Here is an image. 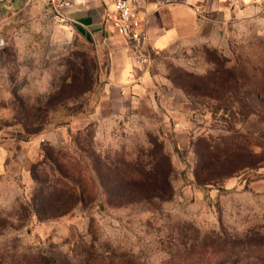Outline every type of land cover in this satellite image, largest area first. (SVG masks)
Listing matches in <instances>:
<instances>
[{
    "label": "rangeland",
    "instance_id": "obj_1",
    "mask_svg": "<svg viewBox=\"0 0 264 264\" xmlns=\"http://www.w3.org/2000/svg\"><path fill=\"white\" fill-rule=\"evenodd\" d=\"M217 1L144 68L113 24L90 35L55 0H0V264H264L247 258L264 234V104L186 91L225 66L241 92L264 87V5ZM124 69L139 78L119 85ZM208 159L219 175L248 168L200 185Z\"/></svg>",
    "mask_w": 264,
    "mask_h": 264
},
{
    "label": "crops",
    "instance_id": "obj_2",
    "mask_svg": "<svg viewBox=\"0 0 264 264\" xmlns=\"http://www.w3.org/2000/svg\"><path fill=\"white\" fill-rule=\"evenodd\" d=\"M71 6L64 10L66 19L78 25L90 35L100 36L114 24L113 7L106 0H70ZM243 13L260 11L264 0H230ZM217 0H148L144 11L151 16L150 47L164 49L181 39L195 35L199 17L204 11L216 7ZM139 78L138 72L124 69L117 78L119 85H126L128 76ZM123 83V84H122ZM131 89L133 85H130ZM127 89V88H126Z\"/></svg>",
    "mask_w": 264,
    "mask_h": 264
},
{
    "label": "trees",
    "instance_id": "obj_3",
    "mask_svg": "<svg viewBox=\"0 0 264 264\" xmlns=\"http://www.w3.org/2000/svg\"><path fill=\"white\" fill-rule=\"evenodd\" d=\"M189 80L190 82L194 85V88H189L187 86L186 91L190 94H197L201 95L202 97H206L210 100L213 101H219L220 103L229 104L231 101H239L238 95L241 93L242 94V100H245L248 102L250 99L252 101H258L260 102L259 104H264V87L262 88L261 86L255 88L254 90H247L241 92V89H243L242 86H240V79L237 77L235 73L234 68H228L224 67L222 69L216 70L214 72H209L208 74L204 76H195V75H189ZM199 84L202 85L204 88L199 91L198 93L193 91L195 89H199ZM242 84V83H241ZM261 87V88H260ZM192 89V90H191ZM253 96V97H251ZM229 106H226V108ZM248 110L250 108H247ZM253 113V112H252ZM156 150H157V155L159 159L163 160L165 162L163 165H157L155 167L156 169V193L157 197H161L163 199L166 193L170 192L171 185H170V175L172 173V166L170 159L168 155L165 152V149L162 144H155ZM237 150V149H235ZM205 151L209 154L212 155V152L215 151V147L209 145L206 147ZM209 159L203 162L196 170L195 173V179L198 184L200 185H206V184H211L212 182L216 181H221L223 179L230 178L237 174L240 170L243 168H248L247 166H243L239 170H233L231 172H228L223 175H219L222 173H219L216 169L211 170V165H209ZM249 166V165H248ZM241 172V171H240ZM135 173H137L138 176H142L138 171H132L129 172V182H134L137 179L134 178ZM147 179L143 176L142 182ZM116 184H114L115 186ZM71 209V208H70ZM68 212V208L64 210L62 214H65ZM253 235L249 238L248 246L249 252L247 253V258H252L256 257L257 259H262L264 257V234H261L260 232H253ZM236 253H238L236 251ZM257 255V256H256ZM228 257V256H227ZM264 259V258H263ZM228 258L224 259V262H228ZM236 260L235 262H237Z\"/></svg>",
    "mask_w": 264,
    "mask_h": 264
},
{
    "label": "built area",
    "instance_id": "obj_4",
    "mask_svg": "<svg viewBox=\"0 0 264 264\" xmlns=\"http://www.w3.org/2000/svg\"><path fill=\"white\" fill-rule=\"evenodd\" d=\"M12 4L15 0H3ZM113 7L114 30L129 46L134 60L140 67L150 68L152 64L150 41L151 16L144 11L148 0H106ZM54 5L59 15L71 6L70 0H55Z\"/></svg>",
    "mask_w": 264,
    "mask_h": 264
},
{
    "label": "water",
    "instance_id": "obj_5",
    "mask_svg": "<svg viewBox=\"0 0 264 264\" xmlns=\"http://www.w3.org/2000/svg\"><path fill=\"white\" fill-rule=\"evenodd\" d=\"M2 44V41H1V39H0V45Z\"/></svg>",
    "mask_w": 264,
    "mask_h": 264
}]
</instances>
